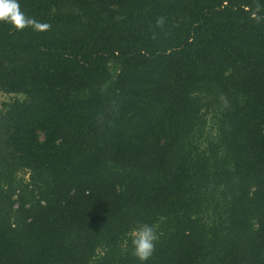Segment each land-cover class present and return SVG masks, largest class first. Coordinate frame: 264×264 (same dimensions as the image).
<instances>
[{"label": "trees", "instance_id": "obj_1", "mask_svg": "<svg viewBox=\"0 0 264 264\" xmlns=\"http://www.w3.org/2000/svg\"><path fill=\"white\" fill-rule=\"evenodd\" d=\"M18 3L48 27L0 22V264H142V224L143 264H264V0Z\"/></svg>", "mask_w": 264, "mask_h": 264}, {"label": "clouds", "instance_id": "obj_2", "mask_svg": "<svg viewBox=\"0 0 264 264\" xmlns=\"http://www.w3.org/2000/svg\"><path fill=\"white\" fill-rule=\"evenodd\" d=\"M0 22L9 23L17 30L23 29L28 25L36 29L48 27L47 24H41L33 18L26 17L20 10L18 0H0ZM162 22V18L158 20V23ZM134 231L135 235L132 240L134 253L143 264L152 254L158 237L153 227L148 224H142Z\"/></svg>", "mask_w": 264, "mask_h": 264}, {"label": "rangeland", "instance_id": "obj_3", "mask_svg": "<svg viewBox=\"0 0 264 264\" xmlns=\"http://www.w3.org/2000/svg\"><path fill=\"white\" fill-rule=\"evenodd\" d=\"M114 72H115V68L111 67V74H113ZM15 97L22 99L23 95L14 94V93H4V92L0 91V104L2 101H8V100L15 98ZM217 104H218V102L211 104L209 111H204V110L201 111L202 113H204V116L206 119V125L204 128L203 136L199 140H197V143L200 145V147H204L206 145L207 138L212 137L215 134L214 118L212 116V112L214 111L215 108L218 109V107L221 106V102L219 105H217ZM17 175L22 177L25 180H27V178H28L26 171L18 172Z\"/></svg>", "mask_w": 264, "mask_h": 264}]
</instances>
